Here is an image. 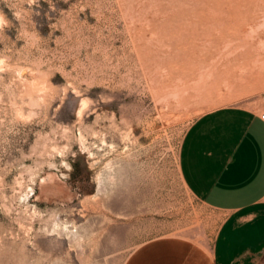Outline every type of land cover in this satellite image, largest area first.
Wrapping results in <instances>:
<instances>
[{
  "label": "rangeland",
  "instance_id": "rangeland-1",
  "mask_svg": "<svg viewBox=\"0 0 264 264\" xmlns=\"http://www.w3.org/2000/svg\"><path fill=\"white\" fill-rule=\"evenodd\" d=\"M253 34L264 0H0V264L211 241L220 213L183 182L180 145L223 101L229 40Z\"/></svg>",
  "mask_w": 264,
  "mask_h": 264
},
{
  "label": "crops",
  "instance_id": "crops-1",
  "mask_svg": "<svg viewBox=\"0 0 264 264\" xmlns=\"http://www.w3.org/2000/svg\"><path fill=\"white\" fill-rule=\"evenodd\" d=\"M227 55L223 101L190 124L178 163L191 193L220 213L217 231L208 242L151 238L124 264H264V39L229 40Z\"/></svg>",
  "mask_w": 264,
  "mask_h": 264
},
{
  "label": "built area",
  "instance_id": "built-area-1",
  "mask_svg": "<svg viewBox=\"0 0 264 264\" xmlns=\"http://www.w3.org/2000/svg\"><path fill=\"white\" fill-rule=\"evenodd\" d=\"M262 118H264V113L262 114Z\"/></svg>",
  "mask_w": 264,
  "mask_h": 264
}]
</instances>
